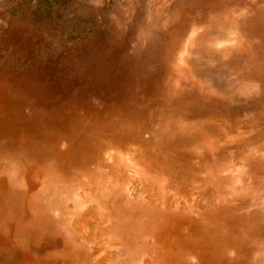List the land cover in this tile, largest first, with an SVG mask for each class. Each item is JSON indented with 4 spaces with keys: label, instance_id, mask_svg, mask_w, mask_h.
Wrapping results in <instances>:
<instances>
[{
    "label": "rangeland",
    "instance_id": "rangeland-1",
    "mask_svg": "<svg viewBox=\"0 0 264 264\" xmlns=\"http://www.w3.org/2000/svg\"><path fill=\"white\" fill-rule=\"evenodd\" d=\"M263 230L264 0H0V264H264Z\"/></svg>",
    "mask_w": 264,
    "mask_h": 264
},
{
    "label": "bare ground",
    "instance_id": "bare-ground-1",
    "mask_svg": "<svg viewBox=\"0 0 264 264\" xmlns=\"http://www.w3.org/2000/svg\"><path fill=\"white\" fill-rule=\"evenodd\" d=\"M231 223H232V222H231ZM231 223H230V224H231ZM257 225H258V224H257ZM261 225H262V224H261ZM261 227H262V226H261ZM236 228H237V226H236ZM250 231H251V230H250ZM263 231H264V230H263ZM245 247H246V246H245ZM242 248H243V247H242ZM240 250H242V249H240ZM245 251H246V250H245ZM242 253H243V251H242ZM244 253H245V252H244Z\"/></svg>",
    "mask_w": 264,
    "mask_h": 264
}]
</instances>
